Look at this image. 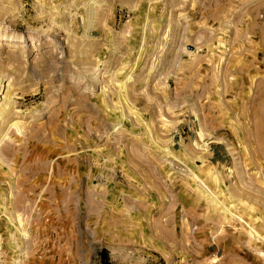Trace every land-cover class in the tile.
Segmentation results:
<instances>
[{"label":"rangeland","instance_id":"obj_1","mask_svg":"<svg viewBox=\"0 0 264 264\" xmlns=\"http://www.w3.org/2000/svg\"><path fill=\"white\" fill-rule=\"evenodd\" d=\"M0 76L1 263L264 264V0H0Z\"/></svg>","mask_w":264,"mask_h":264},{"label":"bare ground","instance_id":"obj_2","mask_svg":"<svg viewBox=\"0 0 264 264\" xmlns=\"http://www.w3.org/2000/svg\"><path fill=\"white\" fill-rule=\"evenodd\" d=\"M1 77V76H0ZM8 86H2L1 85V79H0V121L2 119H4L10 112V110L13 108V106L11 105V101H10V96L12 93H10ZM12 91V90H11ZM14 94V93H13ZM13 96V95H12ZM13 99V98H12ZM14 103V102H13ZM14 105V104H12ZM14 109V108H13ZM14 111V110H13ZM11 114V113H10ZM15 128H18L16 125H12ZM3 134V133H2ZM1 134V135H2ZM3 136V135H2ZM6 135H4L2 137V139L0 138V143L1 141L5 138Z\"/></svg>","mask_w":264,"mask_h":264},{"label":"built area","instance_id":"obj_3","mask_svg":"<svg viewBox=\"0 0 264 264\" xmlns=\"http://www.w3.org/2000/svg\"><path fill=\"white\" fill-rule=\"evenodd\" d=\"M0 264H3V263L0 262Z\"/></svg>","mask_w":264,"mask_h":264}]
</instances>
